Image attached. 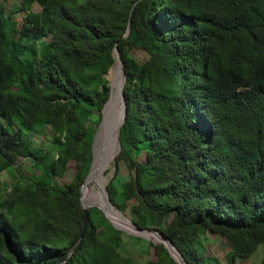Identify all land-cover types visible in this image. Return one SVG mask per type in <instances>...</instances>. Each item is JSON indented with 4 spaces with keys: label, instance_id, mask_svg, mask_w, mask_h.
<instances>
[{
    "label": "trees",
    "instance_id": "obj_1",
    "mask_svg": "<svg viewBox=\"0 0 264 264\" xmlns=\"http://www.w3.org/2000/svg\"><path fill=\"white\" fill-rule=\"evenodd\" d=\"M5 6L0 186L4 172L32 175L0 195V264H137L126 245L139 239L97 207L81 240L116 49L127 116L111 204L186 264H222L200 249L206 234L229 243L227 264H264V0H21L19 30ZM49 130L54 155L30 138ZM162 244L145 264H179Z\"/></svg>",
    "mask_w": 264,
    "mask_h": 264
},
{
    "label": "rangeland",
    "instance_id": "obj_2",
    "mask_svg": "<svg viewBox=\"0 0 264 264\" xmlns=\"http://www.w3.org/2000/svg\"><path fill=\"white\" fill-rule=\"evenodd\" d=\"M7 7L9 14L15 13L17 7L20 5L21 0H1ZM34 12H39L40 7H33ZM24 12L14 14V21L19 30L25 18ZM139 58H143L142 55L137 54ZM116 63H114L111 70L107 73L106 78L108 79L111 89L113 90V77L111 74ZM112 95V93H111ZM112 97V96H111ZM110 97V99H111ZM113 100V99H112ZM112 102V101H110ZM110 104V103H109ZM119 110L116 112L117 117L112 123L111 129H108L107 133L105 130H101L99 136L95 142V168L87 183L82 189V207L84 210L91 209V207H97L107 219L119 230L123 231L130 237L138 238L131 240L126 245V252L133 258L137 264H145L147 261L153 258V247L157 244L166 243L167 246L173 247L169 241L163 239L162 235L156 231H139L136 226L131 222L130 209L126 212H121L117 209L109 199L107 187L115 175L114 159L119 154L117 133L118 127L122 121L123 105L122 100L120 103ZM109 107V105H108ZM107 107V108H108ZM107 111V109H106ZM105 111V113H106ZM121 115H120V114ZM116 128V129H115ZM52 135L51 131H47L44 134H33L30 138L33 139L34 143L44 151L55 154V150L52 146ZM111 137V139H109ZM19 164H27L28 162L20 160ZM20 167L19 171H13L11 173L4 172L1 177L3 185L0 186V195L5 196L10 192V186L15 180H23L31 177V172L28 171L30 167ZM74 166H71L69 173L65 179H58L60 183L71 182L74 175ZM96 170V171H95ZM118 181L127 180L129 178V172L124 164H120V173ZM122 183V181L120 182ZM151 238V239H150ZM200 238V249L205 253L206 256L219 260L222 264H227V256L231 251V247L226 239L213 235H202ZM152 244L150 250L149 246ZM164 245V244H162ZM165 246V245H164ZM174 248V247H173ZM175 249V248H174ZM176 250V249H175ZM149 252V253H148ZM170 252V251H169ZM171 255L175 257L174 251L171 250ZM178 253V252H177ZM179 254V253H178ZM180 256V255H179ZM181 258V257H180ZM262 256L257 255L253 259L248 261H237L236 264H260Z\"/></svg>",
    "mask_w": 264,
    "mask_h": 264
},
{
    "label": "water",
    "instance_id": "obj_3",
    "mask_svg": "<svg viewBox=\"0 0 264 264\" xmlns=\"http://www.w3.org/2000/svg\"><path fill=\"white\" fill-rule=\"evenodd\" d=\"M114 58H115V63L117 62V61H119L120 62V67H121V73L123 74V77H124V82H123V84H122V87H121V100H122V105H123V117H122V121H121V123H120V126L118 127V143H119V151H120V149H121V143H120V129H121V126L123 125V123L125 122V120H126V116H127V105H126V99H125V95H124V85H125V81H126V76H125V73H124V69H123V62H122V59H121V56H120V52L116 49L115 50V52H114ZM111 93H112V89H111ZM109 101H110V99H109ZM108 101V102H109ZM108 102H107V104L105 105V107H104V109H103V118H102V122H101V124H100V126H99V129H98V132H97V134H96V136H95V142H96V138L99 136V133H100V131L102 130H104L105 128V132L107 133V131H108V129H110L111 128V126H112V123H113V121L115 120V118L117 117L116 116V111L114 112V111H111L110 112V121H109V123L106 125V113H105V111H106V108H107V105H108ZM109 139H111V137L109 138ZM95 142H94V146L93 147H95ZM94 161H95V148H94ZM94 161H93V165H94ZM93 165H92V168H91V171H90V173H89V175H88V177H87V179H86V182H85V185H87V183H88V181H89V177H90V175H91V172H92V169H93ZM84 185V186H85ZM84 186H83V188H84ZM87 219H88V213H87V210H84V213H83V216H82V221H83V224H84V232H83V235H82V237H81V240H82V238L84 237V234H85V231H86V229H87V224H88V221H87ZM140 231V230H139ZM163 237V236H162ZM164 238V237H163ZM165 239V238H164ZM173 257V256H172ZM180 257H181V255H180ZM174 258V257H173ZM175 259V258H174ZM181 259H182V261H183V263L184 264H186L185 262H184V260H183V258L181 257ZM176 260V259H175ZM176 262L177 263H179V264H181L180 262H178L177 260H176Z\"/></svg>",
    "mask_w": 264,
    "mask_h": 264
},
{
    "label": "bare ground",
    "instance_id": "obj_4",
    "mask_svg": "<svg viewBox=\"0 0 264 264\" xmlns=\"http://www.w3.org/2000/svg\"><path fill=\"white\" fill-rule=\"evenodd\" d=\"M121 65H120V62L119 61H117V63H116V65L114 66V71H113V73L111 74V76L113 77V81H114V84H113V90H112V97H111V101L112 102H110V104H109V102H108V104H109V107H108V105H107V107L108 108H106L107 109V111H106V125L109 123V121H110V112L111 111H116V112H118V110H119V107H121L120 106V103H121V87H122V84H123V82H124V77H123V74L121 73V67H120ZM113 92H114V96H113ZM112 98H113V100H112ZM120 114V113H119ZM118 115V114H117ZM116 115V116H117ZM121 115V114H120ZM108 126V125H107ZM106 129V128H105ZM104 129V130H105ZM111 129V128H110ZM116 129V128H115ZM118 148H119V143H118ZM94 168H95V161H94V165H93V169H92V172H91V175H92V173H93V171H94ZM96 171V170H95ZM91 175H90V177H91ZM90 177H89V179H90ZM164 239V238H163ZM165 240V239H164ZM167 241V240H166ZM165 245H166V247L168 248V250L170 251V253H171V250L172 251H174V253H175V256H176V258L178 259V260H180V261H178L176 258V260L178 261V262H180L181 264H184L183 263V261H182V259L180 258V254H178L174 249H173V247H171L170 245H168L167 246V244L166 243H164ZM175 248V247H174ZM176 249V248H175ZM172 254V253H171Z\"/></svg>",
    "mask_w": 264,
    "mask_h": 264
}]
</instances>
